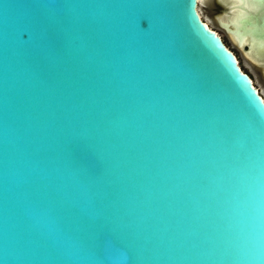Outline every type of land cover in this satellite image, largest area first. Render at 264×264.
Segmentation results:
<instances>
[{
  "label": "water",
  "instance_id": "1",
  "mask_svg": "<svg viewBox=\"0 0 264 264\" xmlns=\"http://www.w3.org/2000/svg\"><path fill=\"white\" fill-rule=\"evenodd\" d=\"M199 0H0V264H264V100Z\"/></svg>",
  "mask_w": 264,
  "mask_h": 264
},
{
  "label": "flooded vegetation",
  "instance_id": "2",
  "mask_svg": "<svg viewBox=\"0 0 264 264\" xmlns=\"http://www.w3.org/2000/svg\"><path fill=\"white\" fill-rule=\"evenodd\" d=\"M200 2L206 15V18H202L203 21L232 51L241 70L247 73L262 94L264 91V0H201ZM258 83L261 84L263 91Z\"/></svg>",
  "mask_w": 264,
  "mask_h": 264
},
{
  "label": "rangeland",
  "instance_id": "3",
  "mask_svg": "<svg viewBox=\"0 0 264 264\" xmlns=\"http://www.w3.org/2000/svg\"><path fill=\"white\" fill-rule=\"evenodd\" d=\"M197 8H198V10H199V13H200V15H201V18H206V15H205V13H204V9H203V6H202V2L198 3V7H197ZM257 85L260 86L261 90L263 91L261 84L258 83ZM259 90H260V89H259ZM263 93H264V91H263ZM263 93H262L261 95L264 96Z\"/></svg>",
  "mask_w": 264,
  "mask_h": 264
},
{
  "label": "bare ground",
  "instance_id": "4",
  "mask_svg": "<svg viewBox=\"0 0 264 264\" xmlns=\"http://www.w3.org/2000/svg\"><path fill=\"white\" fill-rule=\"evenodd\" d=\"M201 0H199V2H200ZM197 11H198V13H199V10H198V8H197ZM199 15H200V13H199ZM200 17H201V15H200ZM203 20V19H202ZM204 23V25L206 26V27H208V28H210L209 27V25L207 24V23H205V22H203ZM211 29V28H210ZM215 34H217L216 32H215ZM241 69V68H240ZM252 83V85L255 87V89L258 91V89H257V87L253 84V81L251 82ZM262 98H263V100H264V96L262 95L261 96Z\"/></svg>",
  "mask_w": 264,
  "mask_h": 264
}]
</instances>
